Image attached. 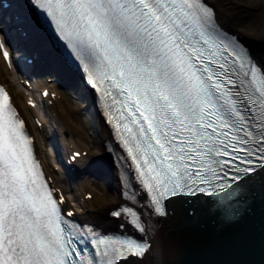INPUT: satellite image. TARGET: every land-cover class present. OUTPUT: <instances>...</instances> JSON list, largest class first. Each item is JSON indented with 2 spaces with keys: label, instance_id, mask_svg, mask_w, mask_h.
<instances>
[{
  "label": "snow or ice",
  "instance_id": "snow-or-ice-1",
  "mask_svg": "<svg viewBox=\"0 0 264 264\" xmlns=\"http://www.w3.org/2000/svg\"><path fill=\"white\" fill-rule=\"evenodd\" d=\"M27 3L54 24L99 89L157 213L164 214L168 199L219 196L232 187L222 181L264 179V66L222 36L207 0ZM0 49L9 59L2 41ZM23 126L0 88V264H117L143 257L147 243L91 229L85 231L95 258L82 254L73 239L81 227L61 215ZM111 215L131 217L144 231L131 207Z\"/></svg>",
  "mask_w": 264,
  "mask_h": 264
},
{
  "label": "bare ground",
  "instance_id": "bare-ground-1",
  "mask_svg": "<svg viewBox=\"0 0 264 264\" xmlns=\"http://www.w3.org/2000/svg\"><path fill=\"white\" fill-rule=\"evenodd\" d=\"M216 10V16L218 20L225 25L228 29L232 30L240 38H242L251 50L255 54L256 58L264 66V0H208ZM0 56V69L2 80L7 84L13 94V99L20 107L21 111L30 120V129L36 135V143H39V155L46 163V169L49 174L53 176L55 182L63 187V189L71 195L74 188L84 183L88 187L92 188L94 193L92 200L84 199L80 201V205L76 206L78 214L84 219H90L94 224L101 227H115L118 224L117 219H113L109 216L108 211L117 207L126 200L122 195V184L119 176V169L114 166L113 160L106 155V140L110 136L108 128L103 123L101 117L92 112L87 116L83 109H85V99L80 97L79 108L73 106L70 101L64 98H59L55 102L54 106H45L44 120L46 126L43 129L37 125V122L30 119L37 114V111L26 103V97L23 90L17 88L12 80V75L6 64L1 60ZM55 68V66H53ZM52 84L51 86H54ZM80 88L81 85L76 83ZM85 97L87 95L82 93ZM70 102V103H69ZM48 104V103H47ZM56 112V113H55ZM87 117V119H84ZM35 120V119H34ZM86 121V122H85ZM87 125L92 131V135H88L86 132L83 136V126ZM58 128L63 134L68 132V135H63V144L69 146L74 144V148L70 149V154L73 150H89L86 157H82L77 160L79 168L76 173L73 174L74 179H70L67 176V172H61L56 170L55 164L47 160V152L44 151V145L51 144L53 138H55ZM81 128V130H80ZM78 138L83 146H78L80 143L76 140ZM61 145V140L58 142V153L63 155L64 145ZM59 157V155H58ZM69 157V156H68ZM93 158V161L91 159ZM60 160V159H59ZM54 166V167H53ZM98 172V173H97ZM99 174V178L104 181L100 183L93 180L91 176ZM106 184V185H105ZM96 185V186H94ZM97 187L103 189V193L99 194ZM91 190H83L81 196ZM72 196L78 198V194L74 192ZM75 203H70V206Z\"/></svg>",
  "mask_w": 264,
  "mask_h": 264
},
{
  "label": "water",
  "instance_id": "water-1",
  "mask_svg": "<svg viewBox=\"0 0 264 264\" xmlns=\"http://www.w3.org/2000/svg\"><path fill=\"white\" fill-rule=\"evenodd\" d=\"M235 188L171 204L154 236L156 258L146 264H264V179ZM121 264L143 263L130 257Z\"/></svg>",
  "mask_w": 264,
  "mask_h": 264
},
{
  "label": "rangeland",
  "instance_id": "rangeland-1",
  "mask_svg": "<svg viewBox=\"0 0 264 264\" xmlns=\"http://www.w3.org/2000/svg\"><path fill=\"white\" fill-rule=\"evenodd\" d=\"M254 54V53H253ZM255 55V54H254ZM256 57V56H255ZM259 61V60H258ZM260 62V61H259ZM261 63V62H260ZM262 64V63H261ZM56 136V135H55ZM98 173V172H97ZM94 174V176H91L92 177V179L93 180H95V181H97V182H99L100 183V181L101 182H103L104 180L103 179H101V178H99L98 176H99V174ZM106 185V184H105ZM83 188V185H81L80 187H79V189H82ZM79 189H77L78 191H80ZM83 192V191H82ZM98 192H99V194H102L103 193V189L102 188H98Z\"/></svg>",
  "mask_w": 264,
  "mask_h": 264
}]
</instances>
